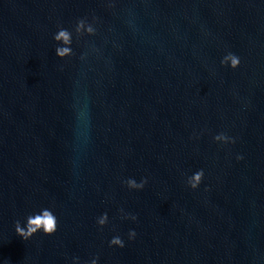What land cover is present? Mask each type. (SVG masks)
Masks as SVG:
<instances>
[{
    "label": "water",
    "instance_id": "95a60500",
    "mask_svg": "<svg viewBox=\"0 0 264 264\" xmlns=\"http://www.w3.org/2000/svg\"><path fill=\"white\" fill-rule=\"evenodd\" d=\"M42 207L57 231L22 240ZM73 258L264 264V0H0V264Z\"/></svg>",
    "mask_w": 264,
    "mask_h": 264
},
{
    "label": "clouds",
    "instance_id": "9594fccd",
    "mask_svg": "<svg viewBox=\"0 0 264 264\" xmlns=\"http://www.w3.org/2000/svg\"><path fill=\"white\" fill-rule=\"evenodd\" d=\"M94 22V21H93ZM73 34L76 37L81 36H94L95 29L92 24L88 23L86 19H78L75 22V26L72 31L68 29L58 27L56 32L52 35V43L54 45V53L58 60L69 59L73 56L72 45H73ZM221 67H227L229 70L235 71L240 65V59L234 53L226 51L220 60ZM213 142L221 145L232 144L234 141L225 136L224 134H218L213 137ZM241 157L237 156V160ZM203 178V172L197 171L191 175L186 181L187 187L191 190H196L200 185ZM146 181L141 179L137 183L134 179L129 178L125 182V186L130 191H141L145 185ZM107 215L101 214L97 220L96 224L98 228H103L107 223ZM124 219L135 221V216H125ZM14 230L17 236L22 240H29L36 234H42L45 237H50L57 231V217L50 207H42L36 212H32L27 215L23 223L16 222L14 225ZM135 233L133 231L128 232V240L134 239ZM109 247L123 248V241L119 236H113L109 242ZM72 264H79L76 258H73ZM91 264H97V260L93 259Z\"/></svg>",
    "mask_w": 264,
    "mask_h": 264
}]
</instances>
